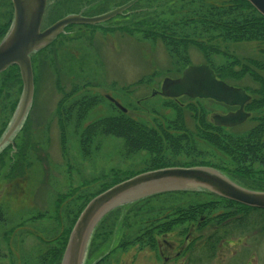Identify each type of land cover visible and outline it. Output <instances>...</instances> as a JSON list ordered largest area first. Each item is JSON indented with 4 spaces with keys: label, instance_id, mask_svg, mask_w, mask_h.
Returning <instances> with one entry per match:
<instances>
[{
    "label": "rangeland",
    "instance_id": "374dc122",
    "mask_svg": "<svg viewBox=\"0 0 264 264\" xmlns=\"http://www.w3.org/2000/svg\"><path fill=\"white\" fill-rule=\"evenodd\" d=\"M127 1L130 0H52L49 7L52 6L56 10L50 9L49 14L46 11V17L48 16L49 20L55 19L58 15L70 12H83L85 16L95 17L113 10L117 3ZM146 2L148 1H137L135 8L143 6ZM4 4L5 7L2 8ZM0 5V24H3L14 16V8L12 1V7L10 6L9 0L1 1ZM129 17L130 24L125 26L127 29L132 26V15ZM118 24L121 25L122 22ZM234 46L242 56H250L259 50V44L256 42H243L233 44L232 47ZM191 57L194 64L204 62V57L196 48L191 49ZM218 58L223 60L222 57ZM33 61L36 89L29 123L14 134H18L16 141L13 136L10 142L15 146L18 141L23 149H28V166L20 172L21 174H17L14 169L19 166L18 163H10L7 158L9 147H6L9 145L0 146L1 152H8L4 154L7 159L0 161V250L5 254V257L0 259V264H46V249L58 244L63 225L67 226L72 214L77 212V206L80 208L83 205L84 198L81 203L78 200L68 203L67 200L62 205V210L61 207L59 210L63 193L89 183L85 188H80L81 193L87 195L98 189L102 184L100 181L106 177L109 182L113 179V174L124 176L131 172H142L148 166L147 152L131 154L126 150L124 140L116 137H97L90 156H85L78 132H75L77 123L74 120L70 121L64 148V138L58 121L63 114H59L57 109L68 98L65 92L71 93L75 88L87 85L85 91L91 92L87 94L102 96L88 121L116 114V107L105 98L106 94L128 107L130 115L136 118L139 116L138 112H144L145 109L173 113V110L166 106L169 102H164L165 98L162 96H151L143 99L140 104L137 100L151 95L152 88L160 89L159 81L167 74L171 75L175 69L174 61L161 41L155 43L144 39L141 34H128L126 29L109 33L108 36L76 34L75 38L60 37L44 51L34 54ZM152 72L157 73L152 75ZM142 77L152 79L151 82H146L149 87L143 85L142 88L145 89L133 93L132 90L137 88L134 84ZM5 92L6 96L4 97L3 93L0 104H3V100L9 102L18 95V89L14 87ZM82 93L80 90V94ZM62 107L61 111H66V114V103ZM134 107L138 111L133 112ZM203 107L207 115L212 112L221 113L224 109L212 101H204ZM1 109L0 105V128L6 131L14 112ZM250 125L248 123L242 127L240 132ZM30 132L33 141L28 147L24 145V139ZM37 145L42 149H37ZM32 146L36 149L31 148ZM13 158L16 157L13 155ZM213 199L217 200L204 190L160 193L116 208L108 213L102 222L111 224L117 217L120 218L117 222H120L127 209H134L139 203L142 206L141 211L147 213L170 208L173 203L183 206L188 202ZM216 206L217 208L210 212L212 216L225 211L226 205L217 203ZM67 207L69 211L66 210ZM138 216L136 212H132L130 218ZM208 232L210 234V231ZM122 234V228H119L113 237V247L117 246ZM194 252L198 256L201 249ZM208 261L203 264H264V235L255 231V235L248 233L245 238H232L224 242L216 256Z\"/></svg>",
    "mask_w": 264,
    "mask_h": 264
},
{
    "label": "trees",
    "instance_id": "16d2710c",
    "mask_svg": "<svg viewBox=\"0 0 264 264\" xmlns=\"http://www.w3.org/2000/svg\"><path fill=\"white\" fill-rule=\"evenodd\" d=\"M9 1L11 6V0ZM147 1L142 8L139 6L144 13L143 38L155 43L161 41L165 45L170 58L174 61V71L178 74L193 64L191 49H198L204 57V63L213 68L218 79L250 92L252 101L248 108L257 113L254 117V127L244 133H233L211 122L206 125L207 113L204 107L196 103L187 105L172 103L170 100L166 106L176 112L178 117L167 124L148 126L117 108L116 114L88 122L90 113L100 103L102 96L85 92L80 94L81 88H75L71 93L63 90L68 97L62 103V105L66 103L67 113L61 111L62 105L57 109L64 117L58 119L64 138V148L70 121L74 120L77 123L74 129L76 133L78 132L85 156H90L97 137H116L124 140L129 153L142 151L148 153V166L144 171L169 167L208 166L220 170L246 188L264 191V16L248 0ZM1 7L4 8L5 4ZM7 21L0 24V42L8 33L13 17ZM243 42H256L259 44V50L250 56L239 55L232 45ZM218 57H222L223 60H219ZM13 87L18 89L17 97L10 99L9 102L3 100V104L0 105L1 110L15 113L23 90L18 65H12L0 74V98L3 93L4 97L6 96L5 90L9 91ZM183 112L193 113L192 117L200 123L196 125V131L186 129L182 118ZM30 115L29 113L24 125H28ZM0 129L1 138L5 129ZM32 140V133H27L24 145L27 146ZM17 147L19 153L16 158L9 155L7 157L10 163H16L17 158L20 160L23 158L24 162L27 157L28 149L26 147L23 149L20 142ZM0 158L1 162L7 159L4 155ZM18 165L14 167L17 174L27 167L23 163ZM136 174L139 172L127 173L124 176L113 174L112 181L103 183L96 192L81 197L84 198L83 205L72 214L62 241L58 240L57 245L46 250L45 263H61L73 225L93 197ZM217 203L226 205L225 211L212 216L211 213L217 208ZM176 212L178 217L179 214L184 216L182 221L195 219L198 215L206 216L211 234L205 241L198 259H195L198 262L194 264L212 260L222 243L232 238L242 236L245 238L248 233L255 235V231L264 235V209L252 208L233 200L217 197V200L178 207ZM3 257L5 254L0 250V259Z\"/></svg>",
    "mask_w": 264,
    "mask_h": 264
},
{
    "label": "water",
    "instance_id": "95a60500",
    "mask_svg": "<svg viewBox=\"0 0 264 264\" xmlns=\"http://www.w3.org/2000/svg\"><path fill=\"white\" fill-rule=\"evenodd\" d=\"M48 0H12L14 21L8 34L0 43V73L11 65H18L23 81V92L16 114L1 144L5 143L22 124L34 97V73L31 55L49 45L70 24H96L106 21L138 0L106 14L85 17L68 15L51 27L41 30ZM264 16V0H248ZM167 98L187 95L191 98L214 99L231 105H241L237 113L216 115L215 124L234 126L245 121L249 114L243 106L250 98L245 90L228 85L217 78L208 64L191 65L179 79H166L160 91L153 93ZM107 98L121 111L127 112L112 97ZM207 190L220 197L241 204L264 209V191L243 187L219 170L206 167H169L140 173L122 181L94 197L82 211L71 234L61 264H83L93 231L100 220L113 209L152 195L186 190Z\"/></svg>",
    "mask_w": 264,
    "mask_h": 264
},
{
    "label": "flooded vegetation",
    "instance_id": "af4514ba",
    "mask_svg": "<svg viewBox=\"0 0 264 264\" xmlns=\"http://www.w3.org/2000/svg\"><path fill=\"white\" fill-rule=\"evenodd\" d=\"M51 2L52 0H49L48 2L47 14H49L50 9L56 10V9H53L52 6L49 7ZM128 2L129 1L121 3V4L117 3L114 9H116L117 7L123 6L127 4ZM142 7L143 6H141V8ZM141 8L140 7L135 8V5H134L132 7L124 9L121 14H118L115 17H112L111 19L105 22L96 24L94 26L92 25L93 27L89 25H85V24L68 25L65 27L64 32L61 33V35L57 37V39H59L60 37L75 38L76 34H78L79 36H82L83 34H86V33H89L90 35H94V36L99 35V34H104L105 36H108L109 33L116 32L118 30L124 31L125 29L127 30L128 34L137 33L139 35L141 34L143 37V34L145 32L144 31L145 27L144 25H142L143 23L142 21L144 20L142 16H144V13ZM105 12H108V11H105ZM70 13H74V12H70ZM77 13H81L84 15L83 12H77ZM66 15H58L55 19L49 20L48 16L46 17V13H45L44 19H43V25L45 24V21L47 18H48V22H46L43 29L50 27L56 21L65 17ZM131 15H132V19H131L132 26H130L127 29L125 26H128V23L130 24L129 16ZM120 21L122 22L121 25L118 24V22ZM156 43H159V41ZM200 64H204V62L199 63V64L193 63L192 65H200ZM153 73L155 74L156 72H152L151 74L153 75ZM183 73H184V70L182 71L181 74H178L177 72L173 71L171 75L167 74L166 76H164L163 79L159 81L160 89L152 88V92H150L151 95H146V96H143V98L137 99L139 100V104L142 102L143 99H147L153 96V93L160 91L162 83L164 82L166 78L179 79L183 76ZM148 77H142L138 81V83L136 82L134 85L137 88L132 90V92L137 93L145 89V88H142V86L143 85L148 86L146 82L148 83L152 81V79ZM227 84L230 86L236 87V88H241V87L231 85L229 83ZM86 86L87 85H83V87H80L81 91L85 93H91L90 90L85 91ZM241 89L245 90L247 95H249L250 97L243 106L244 112L249 114V116L245 121H243L242 123L236 124L234 126H225V125L215 124V116L216 115L224 116L229 113H237L240 110L241 105H231L225 102L216 101L214 99L191 98L187 95H183L179 98H169V99L164 97L165 98L164 102H170V101L172 103L179 102L183 105H187L190 103H194V104L196 103V104L201 105L202 107H203L204 101H210V102L212 101V102L218 103L224 107L223 111L221 113L212 112L208 114L206 116L207 120L205 124L207 125L209 122H211L213 125L218 126V127H223L224 130H228L230 132L244 133L254 127V117L256 116L257 113L256 114L253 113L248 108L249 104L252 101V95L246 89L244 88H241ZM156 95L161 96L159 93H157ZM107 96L112 97L114 100L118 101L121 105L122 103L111 95L106 94L105 96V98L109 101L110 104L114 105L118 110H120L113 102H111L107 98ZM124 107L127 108L126 113L130 114L129 113L130 109L126 106ZM134 110L138 111L136 107L132 109L133 112ZM138 113H139V116H137V118L134 117V115L133 117L142 121L143 123H146L148 126H154V127L158 123L167 124L168 122H172V119H174L175 117H178L177 113L174 111L172 114H167V113H163L162 111H158V110L145 109L144 112L139 111ZM192 115L193 113L191 112L182 113L183 122L188 131H196L197 130L196 125H200L199 122L195 121ZM248 123H250L251 125L248 128H246L244 131L240 132L241 128L246 126ZM17 137H18V134L14 137V141H16ZM16 144L17 145L19 144L18 141L16 142ZM8 145L10 147L9 157H13V155L16 156L19 153L17 145L13 146L10 143ZM30 145L31 143H29L27 146L30 147ZM6 148H8V146ZM31 148H35V146H32ZM37 149H42V148H39V146L37 145ZM11 152L14 154L11 155L12 154ZM6 153H8L7 150H3L0 153V157H2ZM19 160L20 159H17L16 163H23L24 165L28 166L27 159L24 162L23 160L22 161L21 160L19 161ZM30 163L32 162L30 161ZM142 172H144V170H142ZM110 181H112V179ZM93 182L96 183L98 181H93ZM100 182L102 184L105 182H108L107 177L105 178V180H102ZM87 185L73 187V189L63 193L62 202L59 205L61 207V210H62V205L66 203L67 200H69L68 203H71L72 201H76V200H78L80 203L81 197L84 196V194L81 193L80 188L81 187L85 188ZM92 185L93 184H91V186ZM98 189L96 188L95 190H93V192H96ZM215 199H217V197H215ZM206 201H209V200H206ZM195 203H198V202H188L187 204L183 206H181L180 204L178 205L177 203H173L171 205L172 207L170 208L160 209L157 212L152 210L147 213L141 211L142 206L139 203L135 207H133L134 209H127V211L125 212V217L120 222H117L118 220H120L119 217H117L111 224L109 222L105 223V221L103 222L101 221L92 234L84 264H194V263H197L198 260L195 261V259H198L197 258L198 256L196 255V252L194 251L196 249H202L205 241H207L209 235L211 234V232L210 234H208L209 227L207 225L206 216L198 215V217H196L195 219L192 218L190 220L187 219L185 221H182L184 216L183 215L181 216V214H179V217H178V214L176 212L178 207H182V208L188 207L189 205L195 204ZM60 207H59V210H60ZM77 207L79 208V206ZM66 210L69 211L68 207ZM74 211L76 210L74 209ZM132 212H136V214L139 215L138 216L139 218L138 217L130 218V215ZM64 225L59 235V239H58L59 241H62V239L64 238V232L68 226L67 225L64 227ZM119 228H122L123 234L118 239L119 241L117 240L118 241L117 246L113 247V243H112L113 237ZM70 234H69V237H70ZM69 237H68V240H69Z\"/></svg>",
    "mask_w": 264,
    "mask_h": 264
}]
</instances>
